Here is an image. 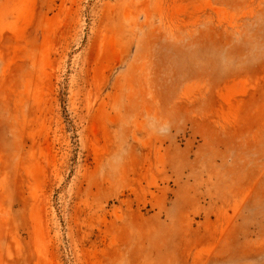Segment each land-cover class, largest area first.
Wrapping results in <instances>:
<instances>
[{"label": "rangeland", "instance_id": "1", "mask_svg": "<svg viewBox=\"0 0 264 264\" xmlns=\"http://www.w3.org/2000/svg\"><path fill=\"white\" fill-rule=\"evenodd\" d=\"M0 264H264V0H0Z\"/></svg>", "mask_w": 264, "mask_h": 264}]
</instances>
